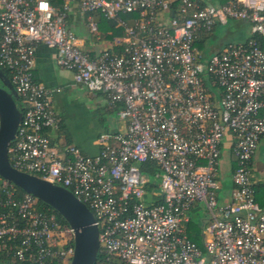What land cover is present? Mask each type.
Wrapping results in <instances>:
<instances>
[{
    "label": "built area",
    "instance_id": "built-area-1",
    "mask_svg": "<svg viewBox=\"0 0 264 264\" xmlns=\"http://www.w3.org/2000/svg\"><path fill=\"white\" fill-rule=\"evenodd\" d=\"M75 3L123 35L94 56L68 27ZM129 16V17H125ZM230 20L252 34L205 55L198 41ZM264 0H0V66L9 71L22 119L8 147L16 169L71 191L93 213L99 253L124 264H264V209L252 158L264 137ZM76 83L105 95L121 127L97 138V154L52 143L59 127L49 90L35 80L38 44ZM232 189L218 198L226 137ZM227 142V141H226ZM154 162L153 175L141 164ZM0 177V264H70L74 230L39 199ZM208 214L202 246L188 211ZM113 264V263H110Z\"/></svg>",
    "mask_w": 264,
    "mask_h": 264
},
{
    "label": "crops",
    "instance_id": "crops-1",
    "mask_svg": "<svg viewBox=\"0 0 264 264\" xmlns=\"http://www.w3.org/2000/svg\"><path fill=\"white\" fill-rule=\"evenodd\" d=\"M64 3L65 0H52V4L58 8H63ZM70 4L71 8L67 13L66 23L75 33L79 44L82 45L84 50L97 54L104 49L105 46L111 44L112 41H109L106 37L111 31H105L106 19H104L102 15L99 13L92 14L91 19L97 23L98 33L91 32L88 25L90 21L88 15L81 13L75 3ZM125 17L127 18L129 16ZM121 33L123 35V32ZM122 35L115 36V38H121ZM211 36L212 35L209 34L202 39L205 52L204 50L202 51L206 54H211L214 51L219 50V47L224 46L227 43L226 41H222L216 45L215 42L212 46L207 47L206 43ZM55 55L56 50L54 48H50L40 43L36 47L33 65V75L35 80L44 84L49 90H52V106L60 118L59 127L55 130H49L50 139L52 143L60 148L65 144H74L78 146L84 154H97L99 151V145L97 143L98 136L103 132L118 130L121 127V122L118 119V122L114 121L113 126L103 130V127L101 128L99 125L98 127H91L89 125V122L91 121L89 119L90 117L85 115V112H83V116L80 117V100L87 96L93 98L95 104L99 107L105 105L107 110L114 113L116 111L109 106L104 94L91 93L82 84L76 83L73 79V73L71 70L59 67L56 64ZM101 98L103 100H101ZM229 139L230 136H227V142L225 141L224 146L227 145L230 151V145L228 144ZM230 160L229 177L220 179L222 181L220 182L221 185L218 190V198L221 203L227 202L231 194L232 156ZM254 183L256 201L264 209V178L254 180ZM201 207L202 205H197L188 211L187 214L189 216V221L186 227L188 230L190 227L189 224H191V231L188 235L199 246L200 244H203V231L209 219L207 213L199 215Z\"/></svg>",
    "mask_w": 264,
    "mask_h": 264
},
{
    "label": "water",
    "instance_id": "water-1",
    "mask_svg": "<svg viewBox=\"0 0 264 264\" xmlns=\"http://www.w3.org/2000/svg\"><path fill=\"white\" fill-rule=\"evenodd\" d=\"M0 177L56 210L74 230L70 264H94L99 252V230L92 211L71 191L13 167L8 147L22 119L17 94L10 79L0 71Z\"/></svg>",
    "mask_w": 264,
    "mask_h": 264
},
{
    "label": "rangeland",
    "instance_id": "rangeland-1",
    "mask_svg": "<svg viewBox=\"0 0 264 264\" xmlns=\"http://www.w3.org/2000/svg\"><path fill=\"white\" fill-rule=\"evenodd\" d=\"M251 34L252 27L249 22L229 19L227 24L217 25L216 29H214L213 33H211L212 36L209 37L206 46L210 47L215 44V42L216 45H218V43L222 41H226V44L240 43L246 40L247 37H249ZM222 47L223 46L219 47L218 49H221ZM101 100L103 99L101 98ZM83 112H85V115H88L90 117L89 119L91 121L89 122V125L91 127H98L99 125L101 128L103 127V130H106L114 125V121L118 122V115L116 112L114 113L107 110L105 105H101V107H99L95 104L93 98L88 96L80 100V117L83 116ZM230 159L231 153L228 149V146L225 145L222 148V157L219 167L220 179L229 177L231 163ZM252 178L254 180L264 178V137L259 140L255 156L253 157ZM220 179L218 180L219 186L221 185L220 182L222 181ZM203 213L207 212L202 206L199 215H202Z\"/></svg>",
    "mask_w": 264,
    "mask_h": 264
},
{
    "label": "trees",
    "instance_id": "trees-1",
    "mask_svg": "<svg viewBox=\"0 0 264 264\" xmlns=\"http://www.w3.org/2000/svg\"><path fill=\"white\" fill-rule=\"evenodd\" d=\"M104 19H106V18H104ZM105 22H106L105 31H108V30L111 31L110 34L106 35V37H107V39H109V41H113L115 36H121L122 35V33H121L122 30H121V28L116 26L115 21L110 20V19H106ZM206 36H207V34H202L201 37H200V40L198 41V46H199V48L201 50H204V46L202 44V39L205 38ZM254 38L257 40L259 45L264 48V35L256 34V35H254ZM204 52H205V50H204ZM89 54H90L91 57L94 56V53H92V52H89ZM204 54L207 55L206 53H204ZM0 71L6 77L9 78V71L6 68L0 66ZM16 103H17L18 107L21 109V107L19 105V98L18 97L16 98ZM141 168H142V172L148 173L149 175H153L154 172L157 171V167L154 164V162H152V161L142 163L141 164ZM16 188L19 191L18 198H20L22 196V194L24 193V191L22 189H20L19 187H17V186H16ZM39 206L42 207V208L48 209L50 212L55 213L58 216V218L60 219V221L62 223H64V224H66V221L63 219V217L56 210L51 208L49 205L45 204L42 201H39ZM189 226L192 227L191 224H189ZM190 227L187 230V232L189 234H190V231H191ZM192 231H193V229H192ZM200 246H202V245L200 244ZM118 260L119 259L114 258V257H110L107 260L105 255H102L101 253H99L98 256H97V260H96V262L94 264H110V263H113V264H124L122 261H120V260L118 261Z\"/></svg>",
    "mask_w": 264,
    "mask_h": 264
}]
</instances>
